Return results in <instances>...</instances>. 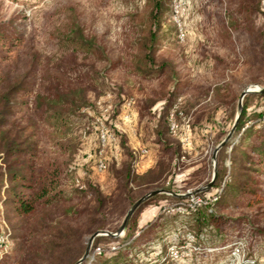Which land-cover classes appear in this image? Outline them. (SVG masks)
I'll list each match as a JSON object with an SVG mask.
<instances>
[{
  "label": "trees",
  "instance_id": "obj_1",
  "mask_svg": "<svg viewBox=\"0 0 264 264\" xmlns=\"http://www.w3.org/2000/svg\"><path fill=\"white\" fill-rule=\"evenodd\" d=\"M233 1L236 13L240 15L239 21L243 23H238L236 13L229 12L233 22L228 28L248 30L249 36L256 40L251 60L247 59L245 84L264 87V62L258 65L260 60L255 59L256 55H262L264 60V30L261 35L252 36V14L261 12L263 0ZM170 5L171 0H147L150 25L143 30L138 41L139 51L132 59L134 74L142 79L156 77L167 84L166 89L133 101L138 114L137 135L147 148V154H153L154 163L143 172L136 169L141 157L133 148L128 133L118 130L113 122L123 114L128 100L125 87L116 86L113 89L115 99L107 111L109 116L103 119L116 137V141L107 144L103 153L107 163L105 171L109 173L107 186L90 176L93 168H98L103 148L93 117L82 126L85 135L93 130L98 132V144L86 163L88 175L79 179L76 187L73 185L77 177L72 163L78 148L69 134L74 124L83 122L81 115L88 107L93 106L98 111L97 115H103L98 101L93 102L92 99L94 89L91 88L97 87V78H91V85L72 87L67 85L63 74L51 78L44 74L36 86L31 77L34 76L33 69L12 78L10 72H4L3 65L17 61L18 50L25 43V38L12 36L8 29L0 26V205L8 211L7 219L21 221L13 227L20 233L21 257L17 264H77L87 250L89 238L96 232H118L129 208L145 194L155 190L179 192L171 178L183 156V146L179 138L173 136L172 114L179 124L178 133L182 130L184 117L189 118L194 128L201 129L209 124L217 127L221 134L214 140L216 145L222 142L229 127L238 120L230 139L217 154L216 178L211 189L218 191V198L190 209L195 218L193 227L198 232L203 225L217 227L220 224L221 219L216 213L218 205L263 202L264 101L259 105L255 99L264 100V93L247 94L241 112L238 108L241 91L235 90L229 82H214L212 90L206 94L210 98H202L199 94L186 95L191 91L188 89L191 86L189 80L181 75L173 62L158 60L157 55ZM69 41L77 50L100 53L110 61L104 47L87 38L83 32L73 34ZM86 79L89 81L88 77ZM160 101L164 104L157 110ZM219 113L223 116L221 120L218 119ZM112 145L119 146L121 156L109 162L106 155ZM69 178L72 181H68ZM159 200L181 202L188 198L158 193L146 202ZM145 205L143 203L131 216L124 242L137 234ZM115 240L112 235L97 236L83 264L90 262L91 254L100 243ZM117 253L110 258H104L102 252L95 253V256L99 258V264L130 262L122 250Z\"/></svg>",
  "mask_w": 264,
  "mask_h": 264
},
{
  "label": "rangeland",
  "instance_id": "obj_2",
  "mask_svg": "<svg viewBox=\"0 0 264 264\" xmlns=\"http://www.w3.org/2000/svg\"><path fill=\"white\" fill-rule=\"evenodd\" d=\"M148 10L147 0H0V26L8 29L12 36L25 38V43L18 50L17 61L3 65L4 72H10L14 78L33 69L34 76L31 77L36 86L44 74L49 78L63 74L70 87L88 86L92 84L91 78H97V87L91 88L94 89L92 99L93 102L98 101L103 115L108 118L104 109L112 105L116 86L123 85L127 99L133 101L167 87L161 79H142L132 71V59L139 51L138 41L143 30L150 25ZM236 10L233 0H171L157 55L158 60L173 62L181 75L189 80L191 86L188 89L191 91L186 95L199 94L202 98H210L206 94L212 90L214 82L232 83L233 88L241 93L249 87L264 88L259 84H245L244 76L249 65L247 59L251 60L256 40L249 36L248 30L228 28L233 22L229 12L236 13ZM234 15L238 23H243L239 21L240 15ZM252 16V36L261 35L264 30V0L261 12ZM172 29L174 31L171 32ZM79 31L104 47L110 61L100 53L75 49L69 40ZM257 58L260 60L258 65H261L264 62L262 55H256ZM240 99L241 96L238 106ZM263 101L255 99L259 105ZM163 104L160 101L156 109L160 110ZM94 109L93 106L85 109L83 114L86 115H81L83 122L74 124L69 134L78 148L72 163L77 177L74 187L79 179L88 175L86 163L94 155L98 144V132L93 130L85 135L82 126L93 117L95 127L99 128L98 121L104 117L97 115L98 111ZM137 118L136 105H132L113 122L118 130L129 132L130 139L138 141ZM219 118L223 119L221 113ZM233 127H229L222 142ZM220 134L217 127L211 124L199 129L194 128L190 120L182 122L181 132L173 134L183 146V156L177 162L176 174L171 178L179 190L175 194L186 198L184 194L203 189L212 181L218 154L214 158V152L222 143L216 145L214 140ZM118 148L112 145L107 152L109 162L120 158ZM140 159L141 166L145 167L154 160V156L150 153ZM227 164H230L229 160ZM108 175V171L96 167L90 173L94 181L103 186L109 184ZM68 181L72 180L69 178ZM262 192L264 194V184ZM170 193L166 194L173 195ZM197 195L202 198L219 196L218 191L211 188L191 196ZM187 201L144 202L146 205L142 208L137 234L124 242L125 229L115 237V241L100 243L94 249L95 253L102 252L104 258H110L122 250L131 260L118 264H264V198L262 203L250 205L248 202L218 205L216 213L221 219L218 228L206 224L199 232L193 227L195 218L190 209L201 205ZM7 212L0 205V264H17V259L21 257L20 233L13 227L21 221L7 219ZM88 244L89 240L87 247ZM93 244L94 240L91 250ZM95 253L91 254L87 264H99Z\"/></svg>",
  "mask_w": 264,
  "mask_h": 264
},
{
  "label": "water",
  "instance_id": "obj_3",
  "mask_svg": "<svg viewBox=\"0 0 264 264\" xmlns=\"http://www.w3.org/2000/svg\"><path fill=\"white\" fill-rule=\"evenodd\" d=\"M250 93H261V94H263L264 93V88H261L260 86H258V87H249V88H247V89H245L242 93H241V99H240V102H239V112H241V110H242V108H243V103H242V100H243V98L247 95V94H250ZM237 119H238V117H237ZM238 121V120H237ZM237 121H236V123H237ZM236 123H235V125H234V127H233V130L235 129V127H236ZM233 130L230 132V134H229V136L216 148V150H215V152H214V158H215V156H216V153L219 151V149L222 147V146H224L225 144H226V142L230 139V137H231V135H232V132H233ZM215 178H216V170H215V172H214V176H213V179H212V181L205 187V188H203V189H200V190H196L195 192H189V193H187V194H184L183 196L184 197H189V196H191L192 194H197V193H199V192H201V191H203V190H208V189H210L212 186H213V183H214V181H215ZM158 193H168L167 191H164V190H155V191H152V192H150V193H148V194H146V195H144L143 197H141L140 199H138L134 204H133V206L131 207V209L129 210V212H128V214H127V216H126V218H125V220H124V222H123V224H122V226L120 227V229L118 230V232L117 233H111V232H96V233H94L91 237H90V239H89V244H88V247H87V250H86V252H85V254H84V256L80 259V261L77 263V264H82L87 258H88V256H89V254H90V251H91V245H92V243H93V240L97 237V236H99V235H112V236H114V237H116V236H119L121 233H123L124 231H125V229H126V227H127V224H128V222H129V220H130V218H131V216L133 215V213L144 203V202H146L147 200H150L154 195H156V194H158ZM170 194H173V195H178V194H175V193H170ZM179 196H182V195H179Z\"/></svg>",
  "mask_w": 264,
  "mask_h": 264
},
{
  "label": "built area",
  "instance_id": "obj_4",
  "mask_svg": "<svg viewBox=\"0 0 264 264\" xmlns=\"http://www.w3.org/2000/svg\"><path fill=\"white\" fill-rule=\"evenodd\" d=\"M99 105H102L101 103H99ZM133 105V100H127V102L125 103V108H130ZM111 108V106H106L105 107V112L108 111V109ZM103 119H105V114L103 115ZM101 119V118H100ZM100 120V125H99V134H100V138H101V143H102V150L100 152V157H99V163H98V169L101 171H104L107 168V163L105 161V159L103 158V153L104 150L107 146V144L110 141H116V137L114 135V133L111 131V129L106 125L104 120ZM184 122L188 123L189 122V118L184 117L183 118ZM170 125H171V130L174 134H178V129H179V124L178 122L175 120L174 114H172L171 118H170ZM136 153L138 154L139 157H142L144 155H146L148 153L147 149L144 148H137L135 149ZM217 197L214 196L212 197H204L203 198L201 196H191L188 198L187 202H196V204L198 205H202V204H209L210 202L216 200Z\"/></svg>",
  "mask_w": 264,
  "mask_h": 264
},
{
  "label": "crops",
  "instance_id": "obj_5",
  "mask_svg": "<svg viewBox=\"0 0 264 264\" xmlns=\"http://www.w3.org/2000/svg\"><path fill=\"white\" fill-rule=\"evenodd\" d=\"M124 131H125V130H124ZM126 132H127V131H126ZM127 133H128V135H129V138H130V137H131L130 133H129V132H127ZM130 142L132 143V146H133L134 149H137V148H145V146L141 143V141H140L139 139H138V141H137V140H132V139H130ZM153 163H154V160H153L150 164H148L147 166L143 167V166H141V159H139L136 168H137V167H140V166H141V168L138 169L137 171H138V172H143V171H145L146 169H148L150 166H152Z\"/></svg>",
  "mask_w": 264,
  "mask_h": 264
},
{
  "label": "bare ground",
  "instance_id": "obj_6",
  "mask_svg": "<svg viewBox=\"0 0 264 264\" xmlns=\"http://www.w3.org/2000/svg\"><path fill=\"white\" fill-rule=\"evenodd\" d=\"M258 87V86H257Z\"/></svg>",
  "mask_w": 264,
  "mask_h": 264
}]
</instances>
